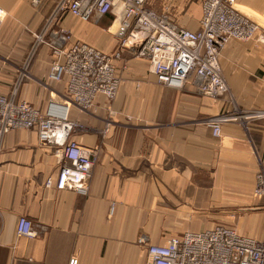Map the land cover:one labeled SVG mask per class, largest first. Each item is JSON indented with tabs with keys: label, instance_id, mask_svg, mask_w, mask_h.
I'll return each mask as SVG.
<instances>
[{
	"label": "crops",
	"instance_id": "obj_1",
	"mask_svg": "<svg viewBox=\"0 0 264 264\" xmlns=\"http://www.w3.org/2000/svg\"><path fill=\"white\" fill-rule=\"evenodd\" d=\"M0 0V95L18 79L33 35L55 0ZM179 26L197 31L199 0H148ZM239 12L258 25V36L231 41L220 55L228 94L213 99L192 85L158 84L147 63L124 53L116 62L119 88L95 107L69 109L78 122L72 138L97 148L88 193L58 190L59 161L33 130L7 133L0 147V264H145L146 246L186 233L228 226L264 242V193L256 175L264 170V0H238ZM112 15L88 23L71 17L74 40L109 52L116 45ZM52 57L41 46L16 98L41 111L65 103L66 83L48 77ZM226 114L214 137L206 120ZM26 218L34 236L17 237Z\"/></svg>",
	"mask_w": 264,
	"mask_h": 264
},
{
	"label": "built area",
	"instance_id": "obj_2",
	"mask_svg": "<svg viewBox=\"0 0 264 264\" xmlns=\"http://www.w3.org/2000/svg\"><path fill=\"white\" fill-rule=\"evenodd\" d=\"M148 0H55L48 11L26 56L18 79H24L37 50L44 46L52 57L48 77L65 81V103L50 101L48 110L41 111L16 98V84L8 96L0 95V147L4 136L14 130H33L40 144L51 146L59 161L54 179L58 190L88 193V178L98 158L97 148L83 145L73 138L80 125L69 118L71 106L91 111L98 97L115 99L119 88L116 62L124 53L147 63L158 84L182 90L192 85L200 95L217 99L228 94L222 77L220 55L233 40L249 41L258 36V25L238 8V0H199L202 17L197 31L182 28L166 12L147 7ZM34 7L39 2H32ZM111 14L110 32L116 39L113 50L106 52L74 40L72 28L65 24L71 17L83 23ZM3 11L0 9V25ZM228 120L220 114L206 120L214 137L221 134V125ZM256 193H264V170L256 175ZM17 237H33V225L26 218L16 224ZM146 246L145 264H264V242L239 235L228 226L186 233L170 238L163 245ZM68 264H77L72 258Z\"/></svg>",
	"mask_w": 264,
	"mask_h": 264
},
{
	"label": "rangeland",
	"instance_id": "obj_3",
	"mask_svg": "<svg viewBox=\"0 0 264 264\" xmlns=\"http://www.w3.org/2000/svg\"><path fill=\"white\" fill-rule=\"evenodd\" d=\"M25 61H26V58L24 59L23 64L20 65L19 68H18V72H19L20 75H21V69L24 68ZM30 63H31V62H30ZM29 66H30V64H29ZM29 66L25 69V74L23 75L24 78H25V75H26V71L29 69ZM18 77H19V76H18ZM22 81H23V78H21V80H20V79H17V80L15 81L16 83L14 84V86L17 84V85H18V88H19V86H20V84H21Z\"/></svg>",
	"mask_w": 264,
	"mask_h": 264
}]
</instances>
